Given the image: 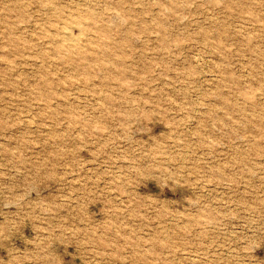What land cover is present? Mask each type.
<instances>
[{
	"label": "rangeland",
	"instance_id": "374dc122",
	"mask_svg": "<svg viewBox=\"0 0 264 264\" xmlns=\"http://www.w3.org/2000/svg\"><path fill=\"white\" fill-rule=\"evenodd\" d=\"M0 264H264V0H0Z\"/></svg>",
	"mask_w": 264,
	"mask_h": 264
}]
</instances>
